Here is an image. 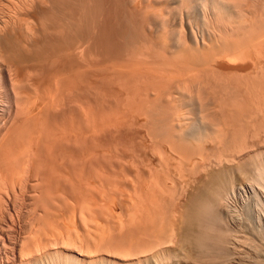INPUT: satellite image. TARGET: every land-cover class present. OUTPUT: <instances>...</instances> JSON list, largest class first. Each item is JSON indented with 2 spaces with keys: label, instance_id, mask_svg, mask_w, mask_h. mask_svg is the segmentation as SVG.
<instances>
[{
  "label": "bare ground",
  "instance_id": "bare-ground-1",
  "mask_svg": "<svg viewBox=\"0 0 264 264\" xmlns=\"http://www.w3.org/2000/svg\"><path fill=\"white\" fill-rule=\"evenodd\" d=\"M164 7L169 11L168 14L164 13L167 10L163 11L166 18L162 12V16L155 13V10ZM240 19L248 24L250 21L247 20L253 21L256 26H252L254 27L252 29H259L260 34L264 33V0H0V264H264V156H252L251 160H248L249 163L253 162V164H249V166H253L252 168H249L248 162L244 159L242 160L246 163L241 161V163L232 164L236 160V155L233 161L230 160L231 158L229 159L230 162L224 158V161L227 160L231 164L225 162L226 165L218 158L219 162L212 168H210L212 165L209 167L205 164L208 169L210 168L208 170L204 166L205 170L209 171H206L208 174L205 173V180L198 183L195 192L192 190L194 193L188 198L189 201L186 202L183 210L181 209L180 215L176 217L172 214V217L175 216L174 219H177L175 226L171 223L174 222V219L172 218L173 221L170 219V210H164L167 209L163 204L164 199L161 203L165 207L160 205L162 209H159V196L162 192L158 191L160 193H157L158 196L153 190L150 192L151 194L155 193L154 196L157 199L159 197V200H154L155 197L152 195L154 201H159L156 204L158 205L156 209L159 211L156 209L153 211L152 206L153 204L155 206V202L153 203L150 193H146L150 197L146 196L145 192L142 196L138 191L139 197H135L138 189H133L132 195L128 190L130 189L128 186L131 185H128L125 187L128 191L123 190L125 194L114 192L117 196L114 198L112 187L110 188L112 184H109L112 180L109 182V178L108 181L104 178H83L84 176L76 178L75 175L74 178L69 174V171L67 175V171L63 172L61 169L68 163L67 168L69 162L74 165L81 163L84 170L92 168L93 165L92 155L88 157L90 154L87 155L85 152L87 161L89 158L91 159L89 162H84L83 151L81 152L83 158L79 154L73 155L71 158L66 155L68 151L66 143L69 139L62 132L65 133L69 120L72 121L71 114L79 110L80 113L83 112L86 115L85 117L89 114L92 115L93 112L98 115L100 105L98 107L97 101L100 99L104 104L101 96H105L106 103L113 104L120 95L114 97L118 91L130 92L129 96L132 99L127 93V95L122 94L123 98L128 96L127 101L119 100L125 104L124 107L127 104L130 105L132 102L129 101L127 104L126 102L132 101L139 95H135V93L130 95L134 89L132 90L133 87L128 86H132L131 81L133 80L137 81V83L133 82L136 83L135 89L138 88L141 91L139 93L145 95L142 98L149 96L148 88H152L157 82L160 84H162L161 82L179 84L181 81L186 82L185 84L189 81H191L190 83L192 81L200 83L203 91L200 90V92L197 88L199 92L196 94L200 97L195 99L199 100L197 111L200 117L206 116L207 122L211 119L210 124H204L206 120L203 119L198 122L194 121L196 123L193 122L192 125L190 123L189 126L186 124V128H183L186 116L174 113L179 105L174 112L172 108L171 112L173 113L170 112L169 108L174 106V103H171L172 106L168 108L172 115H168L166 112L168 110H164L165 106L170 104L162 103L163 109L158 106L162 109H160L161 115L159 114L161 119L158 118L160 121L156 119L157 121L154 123V128L156 127L157 130L154 133L166 132L165 137L162 133L163 138L170 136L171 133L177 135L175 137L179 143L183 144L181 148L184 149L185 155L192 157L200 155L201 157L200 151L203 144L213 140L214 135L221 136L222 128H219V124L225 122L223 118L225 119L227 115H224L227 109L232 122L235 117L236 119L234 124L231 123L233 131L230 132L228 127V131L225 132H229L230 144H235L237 141L240 143V137L237 140L238 133H240L237 126L239 127L241 125L239 123L242 122L240 119L239 123L237 122L238 114H241L239 112L243 113L245 110V118L248 116L247 119H249L254 118L257 114L260 117L261 110L259 105L261 99L256 98L255 95L250 96L252 94L249 91L253 93V90L247 85V78L255 76V74L252 73L253 75H248L246 78L245 72L243 73L246 63H249L247 59H250L248 50L250 46L248 45H252V43L250 41L249 44L247 37L250 34L252 38V30L246 33L245 26H242V23L238 24ZM194 22L195 25L197 22L199 27H195ZM196 29L200 30L199 33ZM257 30H254L253 37ZM171 31L176 39L172 38L173 33L171 37L168 36ZM242 31H245L247 39L244 35L241 39ZM240 33L242 34L240 35ZM251 40L263 44L262 41L254 38ZM261 44L259 43V45ZM256 45L258 46L257 43L254 46L256 47ZM253 64L255 65V63ZM253 64L252 66L256 70L257 67L255 68ZM257 66L262 70L259 65ZM228 70L239 71L237 72L239 77L235 73L233 75L237 76H235L238 79L236 82L241 88L235 82V86L238 87L231 89L230 85L229 89L228 84L230 83L226 78L233 72L229 73ZM232 79L235 80V78ZM248 81L250 80L248 79ZM197 83L196 85L199 86ZM251 83L253 84V82ZM177 86L180 88V85ZM116 87L119 88L116 89ZM160 87L157 86L158 91ZM218 87H220L219 90ZM120 89L122 90L120 91ZM243 89L250 95H243ZM215 90L222 95H219L220 99L216 97ZM258 90L260 91V88ZM175 91L172 89V93L167 92L166 94L170 97L173 92L175 94L183 93L178 88ZM210 91L215 96L214 94L210 95ZM90 92L96 95V99L97 97L99 99L92 101V98L87 95ZM134 95L136 97H133ZM137 98L139 99V96ZM137 98L136 103L139 102L142 105L143 100L141 99V102ZM176 99L171 100L170 98L169 102L176 103ZM177 100L181 101L182 97ZM180 101H178L179 104H182L183 100ZM143 106L144 108L148 107L144 104ZM116 107H120L119 103L118 106L115 105ZM128 107L125 109H129ZM133 107L129 109V112H132ZM242 108L245 109L242 110ZM136 109L134 108V112L138 113L140 117L142 114L140 112H143L144 109L141 111L139 106ZM237 109L239 112L235 116ZM126 110H124L125 113ZM152 111V108L151 111L148 110L147 116ZM112 112L115 111L112 110ZM145 112L144 114H146ZM185 112L187 111L185 110ZM152 113L154 114V112ZM144 114L142 117L145 116ZM208 115L210 116L208 117ZM217 115L222 117V122L216 121L220 120V118H216ZM93 116H90V120L94 119L91 123L94 125L95 122L98 125L100 118L96 117L98 118L96 120ZM116 116L114 115V117ZM211 117L214 118V121ZM174 120L175 123L179 121L180 127L183 128L178 131V134L175 132L179 127L174 124ZM176 120L178 121L176 122ZM260 120L263 121V119ZM235 122L239 125L235 126ZM243 122L242 125L245 124ZM84 123L80 128L82 130L84 128L86 133L92 131L96 126H92L90 121ZM102 123L100 122L101 125ZM105 123L103 126L107 125V122ZM114 123L116 124V122ZM146 124L148 127V122ZM250 124L247 126L249 127ZM256 124L254 125L257 127ZM208 125L210 126L208 127ZM72 126L74 125L72 124ZM112 126L115 127V125ZM176 126L177 128H175ZM241 128L243 127L241 126ZM247 128L242 130L245 132ZM81 129H76L81 131H77L79 135L84 132ZM59 130L62 133V138L65 137L64 139L60 137L61 135L56 136L60 133ZM86 133H84V138H86ZM242 134L245 135V133ZM69 143L71 142L69 141ZM78 143L81 142L78 140L75 144ZM83 145L84 142L80 145L81 148ZM77 146L79 149V145ZM91 146L93 147V145ZM239 148L241 149V145L237 147L238 151ZM243 149H245L244 145L240 151H244ZM58 150L61 151V155L57 154ZM234 152L235 149L232 155ZM54 154H57L59 159L62 156L68 158L60 164L59 170H57V166L55 169L53 165L52 157L56 156ZM257 154L261 153L256 152L255 155ZM107 161H109L108 158ZM113 168L114 166L111 169ZM57 171L63 173L60 174ZM115 182L113 186H115ZM119 183L117 184L119 185ZM135 183L133 184L136 185ZM116 188L114 189L116 190ZM107 189L110 191H106ZM145 189L150 188L148 186ZM106 192L114 196L109 197V194H105ZM127 192H130L131 195ZM163 193L165 192L163 191ZM124 219L125 221H123ZM142 224H144L143 227ZM146 226L155 227L158 233L155 231L150 235V232L147 231L149 228ZM140 227L141 232L146 228V231L141 233L146 237L142 238L144 241L138 240L141 236H139V232L137 233L140 231ZM128 228L129 230L126 231ZM150 229L154 231V228ZM132 234L136 237H134L136 241L131 238ZM153 235H156L158 240L155 238L153 240ZM137 241L140 243L137 244ZM240 254L244 257H237Z\"/></svg>",
  "mask_w": 264,
  "mask_h": 264
},
{
  "label": "rangeland",
  "instance_id": "rangeland-1",
  "mask_svg": "<svg viewBox=\"0 0 264 264\" xmlns=\"http://www.w3.org/2000/svg\"><path fill=\"white\" fill-rule=\"evenodd\" d=\"M166 7V6H165ZM164 7V8H165ZM164 8H158L157 10H155V13L156 14H160V15H158V16H164L165 18H166V16L163 14V11L164 10H167L166 8L164 9ZM160 9H162V10H160ZM169 9H171V8H169ZM160 10V11H159ZM159 11V12H158ZM161 12H162V15H161ZM167 12V13H166ZM164 11V13L165 14H168V10L167 11ZM239 19V18H238ZM247 20V19H246ZM236 22L238 21L237 19L235 20ZM248 22L250 21V23L252 24H248L246 21H244V20H239V22H238V24H241L242 26H245V29H246V33H248L250 30H252V38H254V39H256V40H258V37H259V35H260V37H259V40L258 41H262L263 42V44H261V42H257L256 41V43L258 44V46L256 45V47L254 46L256 43H255V41H253V40H251L252 38H251V35L249 36L248 34V37L245 35V31L243 32V34L242 33H240V35L242 34V37H241V39H243V35H244V37L246 38H249V39H247L248 41H249V44H250V41H251V43H252V45H248V46H250V48H248V50H249V55H250V59L248 60L247 59V61H249V63H246L247 65H245L246 67H245V69H244V71H243V73H244V75H246L245 77L247 78L248 77V75L250 76V75H253V74H255V76L253 75V76H250L249 78H247V82L249 83H247V85L248 86H250L251 87V89L253 90V93H252V91H249L250 92V94H252V95H250V96H254L255 95V97L256 98H259V99H261L260 100V117H258L259 115L257 114L256 116L258 117V119L256 120V118L254 117V118H249V119H247L248 118V116H247V118H245V114H246V112H245V108H242V110H244L243 111V113L242 112H239L238 110L239 109H237V112H236V114H235V116L237 115V113L239 112V113H241V114H238L239 115V117H238V123H239V119H240V122L242 121H244L243 123H247L246 125L245 124H243L242 125V122L241 123H239V124H241L239 127L237 126V130L241 133H245V135L244 134H242L241 133V136L239 135L240 133H238V137H237V140H238V138L240 137V143H238V141L237 142H235V144L233 143V144H230V141H229V138H230V136H229V132L227 133V132H225V131H228V130H230V132H232L233 130V127H232V124L231 123H233L234 121H235V119H236V117H235V119H234V121L232 122V119H231V117H230V114L228 113L229 111H228V109H227V113L225 112V114L224 115H226L225 116V119L223 118V120L225 121V122H222L223 120H222V117L221 116H219L218 117V115H217V117L216 118H220V120H216V118H215V120L216 121H219V122H222V123H220L219 124V128L221 127L222 128V134H223V136H222V134H221V136L220 137H218V136H216V135H214L213 136V140H210V141H207V142H205L204 144H203V146L201 147V151H200V154H201V157H200V155H194L193 157L191 156V155H185L184 154V149H182L181 147H182V145L183 144H181V143H179L178 142V140H177V137H175V136H177V135H173L172 133L171 134H169L168 132H167V134H169L170 136H166V138H163L161 135H162V133H164V132H156V133H154L155 131H157L156 130V127L154 128V123L157 121V120H159V119H161V116L159 117V114L161 113V111H160V109L162 108V106H163V104L162 103H167V104H170L168 107L167 106H165V108L166 109H164L165 111L166 110H168V108L170 107V106H172V104L174 103V106H172V107H170L169 109H170V112L172 111V108H173V112H174V110L176 109V107H178V105H179V107H178V109L179 108H181V107H183V108H181L182 110H186L187 112H185V110L184 111H182L181 109V111L179 110L178 111V109H176V111L174 112L175 114H176V112L178 113V114H181L183 117H185L186 119H185V125L183 126V128H186V124H187V126H189L190 125V123H191V125H192V123L194 122V121H196V122H198V121H201V120H203V119H205V117L206 116H204V118H202V117H200V115H198V111H197V106H199V104H198V101L199 100H195V99H197V94H196V92H199L200 90H201V85H200V83H199V86L198 85H196V83H197V81H192V83H190L191 81H189V82H187V84H185L186 82H184L183 83V81H181V83H172V82H167V83H169V85H167V83L165 82H161L162 84H160V83H158L157 82V84H155V85H153L152 86V88L150 87V89L148 88V91H149V96L148 97H146V98H144L145 97V95H142V94H140L141 93V91H139L138 90V88L137 89H135V85H136V83H137V81H131L132 82V86L131 85H129L128 87H133V88H131L132 90V92H131V96L135 93V95H138L139 96V99H140V101H141V99L143 100V103H141L142 105H140L139 104V102L138 103H136L137 102V100H136V98L138 97H136L135 95L133 96V97H136V98H134L135 99V101H131V100H128V102H126V104L127 103H129V101L130 102H132L131 104H133V105H137V106H135V107H133L131 104V107H130V105L129 104H127V106H125V107H128L129 109L131 108L132 109V107H133V110H132V112H129V109H125V107H124V105L125 104H123V102H125V101H127V99H128V96H129V93L130 92H125L124 93V91H123V93H122V89H120V91L121 92H119L118 90H116V91H118V92H116L117 93V95H116V93H115V95H114V97L116 98L117 96H118V94H120L119 96H118V99L116 98L115 100H117L118 101V103H119V105H120V107L118 108V107H116L115 108V105H117L118 106V103H115V102H117V101H115L114 103H115V105H114V103L112 104H110V103H106L107 101L105 100L106 98H105V96L103 95V97L101 96V99L103 98V101H104V104L103 103H101V101H100V99L97 97V99H96V95L94 94V93H88L87 95H89L92 99V101H95L94 99H96V101H97V104H98V107H99V105H100V107H99V110H98V115L96 114V112L94 113H92V115L91 114H89V116L87 115V117H85L86 115L83 113V112H81L80 113V111L79 110H77V111H74L73 113H74V115H73V113L71 114V119H72V121H70L69 120V123H68V126L70 125V123H72L74 126H72V124L67 128L66 127V131H65V133L64 132H62L64 135H65V137L66 138H68L69 139V141L71 142V143H69V141L66 143V145H68V146H66V149L68 150L67 151V153H66V155H68L70 158H71V156H73V155H80L81 157H82V155H84L85 153L88 155V154H90V155H88V157H90L91 155H92V157L91 158H93V159H91V158H89V159H91V162H92V168H89V169H87V170H84L83 168H82V164L81 163H79V164H77V165H74V164H72V163H70L69 162V166L68 167H70V168H66V166H67V161H66V163L67 164H65L66 166H64V168H63V166H62V168L61 169H63V172H65L64 170H66L67 171V175H68V171L70 172L69 174H71V176H73L74 177V175L76 176V178H82L83 176V178H91V177H93V178H104V180H106V181H108L109 179V184L111 185L110 186V188L112 189V194H114V192L115 193H117V194H120V193H123V194H125V187H127L128 185H131V186H128L130 189H128V190H130V192L132 193V195H133V191L134 190H136V188L138 189V190H136L135 192V194H136V196L135 197H139V194H138V191H139V193H141V195L143 196L144 195V193L143 192H145V194L146 193H150L152 190L157 194H160L161 192L163 193V191L165 192V193H163V195H162V193L160 194V203H158L159 201H154V200H156L157 198H156V196H158V194L156 195V196H154V194H151V199L153 198V197H155V199L153 200L152 199V201H153V203L155 202V206H154V204H153V206H152V208H153V211H154V209H156V206L158 207V205H159V209L162 207V206H160V205H166V208L167 209H164V210H170L169 211V214L171 213V220L173 221V219L174 218H176L177 216H179L180 215V212L183 210L182 208L184 207V205H186V202H188L189 201V199L188 198H190V196L195 192V190H196V188H197V185H199L200 183L199 182H203V180H205V178H206V174H208V170H210V168H212L213 166H215V164L216 163H218L219 161H221L222 160V162L223 163H227V164H231V163H228V161L226 160V161H224L226 158L229 160L230 158V160H232L233 161V159H234V156H235V158H236V160H234V162H232V164L233 163H241V161H242V163L244 162V160L245 161H247L248 162V166H249V164H253V162L251 161L250 163H249V161L251 160L250 158H252V156L254 157V156H258V155H261V157L262 156H264L263 155V153H264V148H262V147H264V104H263V101H264V33H262V34H260L261 32H259L257 29H252V28H254V27H252V26H256L255 25V23L253 22V21H251V20H247ZM246 22V23H245ZM254 24H253V23ZM196 24L197 25H195V22H194V26L196 27V26H198L199 27V24L196 22ZM248 27V28H247ZM250 28V29H249ZM200 29V28H199ZM244 29V30H245ZM248 29V30H247ZM185 31H186V27H185V29H184ZM254 30L256 31L257 30V33L255 32L254 33V37H253V32H254ZM260 30H262L261 28H260ZM263 30H264V28H263ZM196 31H197V29H196ZM198 31H200V30H198ZM197 31V33H199ZM170 32V31H169ZM172 33H173V31H171V33H168V36L169 37H171L172 36ZM251 33V32H250ZM258 36V37H257ZM262 36V37H261ZM175 37V35H174V33H173V39H176V37ZM237 38V37H236ZM244 38V39H245ZM260 38H261V40H260ZM263 38V39H262ZM248 41H247V44H248ZM254 43H253V42ZM259 43L261 44V45H259ZM246 44V45H247ZM254 44V45H253ZM260 46V47H259ZM253 49H252V48ZM258 47V49L259 48H261V49H256ZM255 49V51L257 52H253V50ZM261 50V51H260ZM251 51V52H250ZM253 52V53H252ZM261 52V53H260ZM256 56H255V55ZM256 57V58H255ZM258 57H260V58H258ZM252 59V60H251ZM255 60H257V61H255ZM253 61V63H255V65L253 64V63H251ZM259 61V62H258ZM257 63V64H256ZM251 64V65H250ZM252 64L254 65V67L256 68V70L258 69V66L257 65H259L260 66V68H262V70L261 69H258V70H260V71H256V70H254V68H253V66H252ZM250 68H249V67ZM248 67V68H247ZM247 69V70H246ZM249 69V70H248ZM252 69H253V71H252ZM247 71V72H246ZM250 72V74H249V72ZM256 71V72H255ZM228 72L230 73V72H233L232 74H231V77L232 78H235V80L234 79H232L231 77H229V75L230 74H228V77L226 78V79H228V83H230V84H228V87L231 85L232 87H231V89H233L234 87H236L237 85H239L237 82H238V79H236V77L233 75L234 73L235 74H237L238 75V73L237 72H239V71H234V70H228ZM259 72H261V73H259ZM242 73V72H241ZM253 73V74H252ZM258 73L260 74V76L258 75ZM234 77H233V76ZM262 75V76H261ZM257 76H259V77H257ZM238 77H239V75H238ZM253 77V78H252ZM263 77V78H262ZM251 78V79H250ZM255 78V79H254ZM258 78V79H257ZM248 79L250 80V81H248ZM253 80H255V81H253ZM260 80V82L261 81H263V82H261V84H260V82H258ZM237 81V82H236ZM131 82H130V84H131ZM133 82H136L135 84L133 83ZM232 82L234 83L233 85H232ZM235 82H236V86H235ZM251 82H253V84L255 85V87H253L254 85L251 83ZM255 82V83H254ZM172 83V84H171ZM197 83V84H198ZM222 86H223V84L222 83H220ZM261 86H260V85ZM162 86V87H160L159 88V91H158V88H157V86ZM165 85V86H164ZM177 85H180V88H179V86H177ZM217 86L219 85V84H216ZM221 85H219L220 87H221ZM186 86V87H185ZM196 86V87H195ZM203 86V85H202ZM240 86V85H239ZM258 86V88H256ZM173 87V88H172ZM174 87H175V89H174ZM178 88V90L180 91V92H182L183 91V93H181V94H178V92L175 94L174 92H176L175 90H177V88ZM191 87V88H190ZM214 88H217V87H215V86H213ZM220 87H218V90L220 89ZM238 87V86H237ZM243 88H244V86H242ZM117 88H119V87H116V89ZM174 90V92H173V94H170V97L169 96H167V92L169 93V92H171L172 91V89ZM183 89V90H180V89ZM195 88V89H194ZM197 88H199V91H197L198 89ZM203 88H204V86H203ZM210 88V87H209ZM213 88V89H214ZM240 88H241V86H240ZM260 88V91H261V93H260V91L258 90L257 91V89H259ZM155 89V90H154ZM157 89V90H156ZM164 89V90H163ZM193 89V90H192ZM229 89H230V87H229ZM254 89H256L255 91H254ZM162 90V91H161ZM191 91V92H190ZM201 91H203V89L201 90ZM200 91V92H201ZM257 91V92H256ZM138 92V93H137ZM140 92V93H139ZM152 92V93H151ZM154 92V93H153ZM160 93L159 95L157 94L156 95V93ZM163 92V93H162ZM179 92V93H180ZM188 92V93H187ZM211 92V91H210ZM215 92H216V90H215ZM244 92V94L243 95H245V96H247L248 95V93L249 92H245L244 91V89L242 90V93ZM127 93H128V96H125V98H123L122 96V94H124V95H127ZM133 93V94H132ZM137 93V94H136ZM150 93H151V95H150ZM172 93V92H171ZM212 93V94H211ZM210 93V95H213L214 93L213 92H211ZM217 93H219V94H217ZM247 93V94H246ZM260 93V94H259ZM93 96H92V95ZM163 94V95H162ZM184 94V95H183ZM217 96L216 97H218L219 98V95L220 96H222L221 94H220V92H216L215 93ZM215 94H214V96H215ZM156 95V96H155ZM173 95V97H171ZM175 95H176V97H175ZM200 95V94H199ZM242 95V94H241ZM248 95V96H249ZM261 95V96H260ZM142 96H144L143 98H142ZM150 96H151V98H150ZM188 96V97H187ZM194 96V97H193ZM208 96V95H207ZM263 96V97H262ZM127 97V98H126ZM141 97V98H140ZM161 97V98H160ZM164 97V98H163ZM171 98V100L172 99H181V97H182V100H183V102H182V100L180 101V100H177L176 99V101L178 102V101H180V102H182V104L180 103L179 104V102L177 103H175V102H172L171 100V102H169V99ZM178 97H180V98H178ZM187 97V98H186ZM261 97V98H260ZM121 98V99H120ZM129 98L130 99H132V97H130L129 96ZM149 98V99H148ZM156 98V99H155ZM166 98V99H165ZM200 97H198V99H199ZM221 98V97H220ZM219 98V99H220ZM252 98H254V97H252ZM138 99V98H137ZM139 99H138V101H139ZM146 100V102H145V100ZM152 99V100H151ZM165 99V100H164ZM119 100H121V101H123L122 103H121V101L119 102ZM148 100H150L149 102H148ZM156 101V102H155ZM163 101V102H162ZM175 101V100H174ZM186 101V102H185ZM157 102H159L158 103V105H157ZM188 102V103H187ZM227 102H228V100H227ZM135 103V104H134ZM149 103V104H148ZM172 103V104H171ZM197 105H196V104ZM106 104V105H105ZM123 105V107H124V109H122L123 107H122V105ZM143 104L146 106H150L149 107V109H147L148 107H146V108H144V106H143ZM162 104V105H161ZM185 104V105H184ZM193 104V105H192ZM104 107H103V106ZM177 105V106H176ZM181 105V106H180ZM184 105V106H183ZM188 105H189V107H188ZM191 105V106H190ZM255 105V104H254ZM112 106V107H111ZM138 106H139V108L141 109V111H143V109H144V111L143 112H140V113H142L141 114V116L139 117V115H138V113H135L134 112V108H135V110H137L136 109V107L138 108ZM142 108H141V107ZM158 106H161V108L159 107L158 108ZM185 106H187L186 108H184ZM263 106V107H262ZM109 107H111V108H109ZM122 107V108H121ZM157 107V108H156ZM175 107V108H174ZM238 107V106H237ZM236 107V108H237ZM243 107V106H242ZM256 107H258V106H256ZM104 108V109H103ZM109 108V109H108ZM113 108V109H112ZM151 108H152V112H154V114L152 113V112H149L150 113V115L149 116H147V113H148V110L149 111H151ZM187 108H189V109H187ZM235 108V109H236ZM139 109V110H140ZM146 109V110H145ZM155 109H157V110H155ZM158 109H159V111H158ZM163 109V108H162ZM161 109V110H162ZM102 110V111H101ZM105 110H106V112H105ZM112 110L113 111H115V112H112ZM118 112H117V111ZM122 110V111H121ZM124 110H126L127 112L125 113V111ZM189 110H190V112H189ZM241 110V109H240ZM241 110V111H242ZM99 111H100V113H99ZM131 111V110H130ZM146 111V112H145ZM155 111H156V113H155ZM262 111V112H261ZM105 112V113H104ZM133 112H134V114H133ZM136 112H138V111H136ZM144 112L146 113V114H144ZM159 112V113H158ZM166 112H168V115H172V114H170V112H169V110L168 111H166ZM173 112H171V113H173ZM179 112H181V113H179ZM183 112V113H182ZM234 112H235V110H234ZM108 113H110V115H108ZM125 113V114H124ZM196 115H195V114ZM77 114V115H76ZM100 114V115H99ZM145 115V116H143L142 117V115ZM185 116H184V115ZM199 114H201L200 112H199ZM76 115V116H75ZM79 115V116H78ZM83 115V116H82ZM94 115V116H93ZM95 115H97V116H95ZM101 115H103V116H105V117H103V116H101ZM112 115H113V117H112ZM114 115L116 116V117H114ZM128 115H130L129 117H128ZM157 117H156V116ZM161 115V114H160ZM194 115V116H193ZM223 115V116H224ZM93 116V117H98V118H100L98 121V123L100 124V122H103L104 124H106L105 122H107V125H104L103 126V123H102V125L100 124H98V125H96L97 123H95L94 122V125H96V126H98V127H96L95 126V128H93L92 129V131L90 130V131H88L89 132V134H88V132L86 133L85 131H84V128H83V130L81 129L82 128V123H86V121H90V124H92V126H94L93 125V123H91L94 119L92 118V120H90L91 119V117ZM101 116V117H100ZM109 116H111V117H109ZM124 116H126V117H124ZM138 116V117H137ZM192 116V117H191ZM197 116V117H196ZM210 115H208V117H209ZM262 116V117H261ZM80 117H82V118H80ZM108 117V118H107ZM150 117V118H149ZM155 117V118H154ZM200 117V118H199ZM208 117H207V119H208ZM243 117H244V119H243ZM86 118V119H85ZM98 118H96V120L98 119ZM101 118H102V121H101ZM119 118H120V120H119ZM123 118V119H122ZM140 118V119H139ZM144 118H146V119H144ZM159 118V119H158ZM177 118V117H176ZM196 118V119H195ZM202 118V119H201ZM211 118H213V117H211ZM230 118V119H229ZM234 118V117H233ZM76 119V120H75ZM80 119V120H79ZM83 119V120H82ZM116 119V120H115ZM151 121H149V120ZM157 119V120H156ZM193 119V120H192ZM243 119V120H242ZM260 119H263V121L262 120H260ZM74 120V121H73ZM79 120V121H78ZM109 120V121H108ZM115 120V121H114ZM130 120V121H129ZM135 121L134 123H133V121ZM180 120V119H179ZM206 120V119H205ZM209 120V119H208ZM229 120V121H228ZM249 122H247V121ZM255 120H256V122H255ZM77 123H76V122ZM112 121V123H114V122H116V124L114 123V124H112V123H110ZM118 121H119V123H118ZM128 121V122H127ZM137 121H138V123H137ZM144 121H146V122H148V127H147V124H146V122H144ZM160 121V120H159ZM178 120H176V122H177ZM211 121V119L209 120V122ZM212 121H214V118H213V120ZM246 121V122H245ZM259 121H260V123H259ZM109 122V123H108ZM132 122V123H131ZM196 122H194V124L196 123ZM209 122H207V120L206 121H204V124H206V123H209ZM228 122H230V123H228ZM237 122H235L236 124H235V126L236 125H239V124H237ZM80 123V124H79ZM84 123V124H85ZM131 123V124H130ZM144 123V124H143ZM225 123H227V124H225ZM256 124L257 125V127L253 124V126H251V124ZM81 125V126H79V125ZM89 123L87 122V125H88ZM110 124H112V125H115V127L114 126H110ZM125 124V125H124ZM139 124V125H138ZM150 124V125H149ZM174 124L175 125H177L178 127H179V129H176V132L175 133H177L178 134V131H180V129L182 130L183 128L182 127H180V125H179V121L177 122V123H175V120H174ZM210 124V123H209ZM221 124H223V125H221ZM231 124V125H230ZM234 124V123H233ZM248 124H250L249 125V127L247 126ZM119 125H121V126H123L122 128H121V126H119ZM144 125V126H143ZM246 127H245V126ZM129 126V127H128ZM177 126L175 127V128H177ZM210 125H208V127H209ZM241 126L243 127V128H241ZM78 127V128H77ZM81 127V128H80ZM90 127V126H89ZM100 127V128H99ZM108 127V128H107ZM116 127H117V130H116ZM136 127H138V128H136ZM140 127V128H139ZM143 127V128H142ZM153 127V128H152ZM224 127H226V128H224ZM228 127L230 128V129H228ZM232 127V128H231ZM248 127V128H247ZM107 128V129H106ZM236 128V127H235ZM245 128H247V131H243L242 129H244L245 130ZM254 128V129H253ZM257 128V129H256ZM70 129H71V131H70ZM73 129V130H72ZM76 129H81L82 131H84V132H82L81 133V135L82 134H84V133H86V138L88 139V137H89V139L88 140H85L86 138H84L85 137V134L81 137V135H79V133H77V131H80V130H76ZM98 129V130H97ZM129 129V130H128ZM146 129H148V130H146ZM152 129V130H151ZM165 129V128H164ZM228 129V130H227ZM240 129V130H239ZM254 130V132H253V130ZM258 129H260V130H258ZM75 130V131H74ZM108 130V131H107ZM110 130V131H109ZM154 130V131H153ZM208 130H210V129H208ZM223 130H224V132H223ZM258 130V131H257ZM60 131V130H59ZM94 131H96V132H94ZM99 131H101V132H99ZM103 131V132H102ZM105 131V132H104ZM114 131V132H113ZM237 131V132H238ZM255 131H257V132H255ZM260 131V132H259ZM69 132V133H68ZM71 132H74V133H71ZM76 132V133H75ZM81 132V131H80ZM92 132V133H91ZM148 132V133H147ZM152 132V133H151ZM247 132V133H246ZM250 132V133H249ZM58 133V132H57ZM62 133H61V131H60V133H58L56 136H60L61 138H62ZM95 133V134H94ZM97 133V134H96ZM99 133V134H98ZM117 133V134H116ZM161 133V134H160ZM166 133V132H165ZM164 133V137H165V134ZM226 133V134H225ZM255 133V134H254ZM257 133V134H256ZM263 133V134H262ZM88 134V135H87ZM101 134V135H100ZM131 134V135H130ZM157 134V135H156ZM160 135V137H159V135ZM228 134V135H227ZM68 135V136H67ZM78 135H79V137H78ZM114 135H115V137H114ZM151 135H152V137H151ZM248 135H249V137H248ZM253 135H254V139H253ZM88 136V137H87ZM104 136V137H103ZM129 136V137H128ZM142 136V137H141ZM158 136V137H157ZM226 136V137H225ZM257 136V137H256ZM64 136H63V138L62 139H64L65 138ZM70 137H71V139H70ZM76 139H78L79 140V142H81V143H78V144H75L78 140H76ZM95 137V138H94ZM97 137H99V138H97ZM106 137V138H105ZM151 137V138H150ZM228 137V138H227ZM58 138V137H57ZM94 138V139H93ZM110 138V139H109ZM128 138V139H127ZM141 138V139H140ZM149 138V139H148ZM156 138V139H155ZM246 138H247V140H246ZM262 138V139H261ZM60 139V138H59ZM74 139V140H73ZM138 139H139V141H138ZM223 141H222V140ZM245 139V140H244ZM249 139H251V140H249ZM258 139H259V141H258ZM82 140V141H81ZM84 140V141H83ZM243 142H242V141ZM61 141V140H60ZM87 141H89L88 143H87ZM93 143H91V142ZM117 141V142H116ZM135 141V142H134ZM152 141V142H151ZM161 141V142H160ZM177 141V142H176ZM213 141H215V142H213ZM245 141V142H244ZM246 141H247V144H246ZM258 141V142H257ZM83 142H84V145H83V148H81V146L80 145H82L83 144ZM104 142V143H103ZM138 142V143H137ZM156 142V143H155ZM223 142V143H222ZM242 142V143H241ZM253 142V143H252ZM69 143V144H68ZM88 145H87V144ZM110 143V144H109ZM114 143V144H113ZM118 143H120V144H118ZM167 143V144H166ZM177 143V145H175ZM221 143V144H220ZM229 143V144H228ZM238 143V144H237ZM244 143V144H243ZM70 144H72L71 146H70ZM74 144H75V147H74ZM86 144V145H85ZM105 144H107V145H105ZM128 144V145H127ZM147 144V145H146ZM170 144V145H169ZM207 144V145H206ZM216 144V145H215ZM245 144H246V146H245ZM77 145H79V149H78V146ZM91 145H93V147L91 146ZM102 145V147H100ZM114 145H116V146H114ZM133 145V146H132ZM146 145V146H145ZM159 145V146H158ZM211 145H212V147H211ZM238 145V146H237ZM240 145H241V149L239 148V151L237 150V147H240ZM242 145H244V148L245 149H243L244 151H240V150H242ZM250 145V146H249ZM253 145V146H252ZM254 145H256V146H254ZM77 146V147H76ZM85 146V147H84ZM96 146V147H95ZM111 146V147H110ZM118 146H120V147H118ZM130 146V147H129ZM143 146V147H142ZM153 146V147H152ZM180 146V147H179ZM210 146V147H209ZM226 146V147H225ZM230 146V147H229ZM252 146V147H251ZM96 149H95V148ZM117 147V148H116ZM125 147V148H124ZM155 147V148H154ZM162 147V148H161ZM171 147H173V148H171ZM229 147V148H228ZM235 147V148H234ZM251 147V148H250ZM103 148V149H102ZM108 148V149H107ZM111 148V149H110ZM127 148V149H126ZM142 148V149H141ZM144 148V149H143ZM150 148V149H149ZM181 148V149H180ZM211 148V149H210ZM219 148V149H218ZM231 148H233V149H231ZM246 148H247V150H246ZM62 149H64V148H62ZM74 149V150H73ZM86 149V150H85ZM91 149V150H90ZM95 149V150H94ZM129 149V150H128ZM138 149V150H137ZM148 149V150H147ZM159 149H160V151H159ZM162 149V150H161ZM177 149V150H176ZM180 149V150H179ZM234 149H235V152H234V154L232 155V153H233V151H234ZM61 150V149H60ZM60 150H58V152L59 153H57L56 151V153L59 155L60 153H61V151ZM85 150V151H84ZM142 150V151H141ZM181 150H183V151H181ZM204 150V151H203ZM222 150V151H221ZM224 150V151H223ZM231 150H232V152H231ZM236 150H237V152H236ZM76 151V152H75ZM78 151H79V153H78ZM83 151V153H82V155H81V152ZM112 151V152H111ZM130 153H129V152ZM167 151V152H166ZM217 151V152H216ZM263 151V152H262ZM85 152V153H84ZM104 152V153H103ZM126 154H125V153ZM209 152V153H208ZM240 152V153H239ZM242 152V153H241ZM244 152V153H243ZM256 152L257 153H261V154H257V155H255L256 154ZM93 153H95L94 155H93ZM107 153H109V154H107ZM112 153H114V154H112ZM134 153V154H133ZM135 153H136V155H135ZM138 153H140V154H138ZM218 153V154H217ZM220 153V154H219ZM223 153V154H222ZM235 153H237V154H235ZM248 153V154H247ZM255 153V154H254ZM57 154H54V155H56L55 157H52V160H53V165L55 166V169H56V166H57V170H59L60 169V164H62V163H64L65 161V159H68V158H63V156L61 157V159H59V156L57 155ZM116 154V155H115ZM164 154V155H163ZM202 154H204V155H202ZM240 154V155H239ZM61 155V154H60ZM97 155H98V157H97ZM178 155V156H177ZM230 155V156H229ZM251 155V156H250ZM85 156L86 155H84L82 158H83V160H84V162L85 161H87V156H86V159H85ZM93 156H96V157H93ZM111 158H110V157ZM121 158H120V157ZM143 156V157H142ZM177 156V157H176ZM190 156H191V158H190ZM220 156H221V158H220ZM225 156V157H224ZM245 156V157H244ZM249 158H248V157ZM132 157V158H131ZM174 157V158H173ZM180 157V158H179ZM187 157H189V158H187ZM205 158V160H202V159H204ZM223 157V158H222ZM99 158V159H98ZM102 158H104V159H102ZM107 158L109 159V161H107ZM151 158V159H150ZM178 158V159H177ZM200 160H199V159ZM217 158H218V160H217ZM225 158V159H224ZM247 158V159H246ZM89 159H88V161L87 162H89ZM96 159H97V161H96ZM121 159V160H120ZM123 159H125V160H123ZM146 159V160H145ZM149 159V160H148ZM181 159V160H180ZM211 159V160H210ZM242 159H244V160H242ZM57 160H59V161H57ZM61 160V161H60ZM207 160V161H206ZM230 160H229V162H230ZM240 162H239V161ZM249 160V161H248ZM63 161V162H62ZM98 161H101V162H98ZM126 161V162H125ZM131 161V162H130ZM134 161V162H133ZM139 161V162H138ZM158 161V162H157ZM217 161V162H216ZM61 162V163H60ZM108 162V163H107ZM114 162H115V164H114ZM122 162V163H121ZM123 163H124V165H123ZM131 163V164H130ZM138 163V164H137ZM193 163V164H192ZM225 163V164H226ZM244 163H246V162H244ZM57 164V165H56ZM71 164H72V166H71ZM99 164V165H98ZM109 164V165H108ZM114 166V168L113 169H111L112 168V166ZM134 164V166H132ZM172 164V165H171ZM205 164H206V166H209L210 168L208 169V167H206L205 166ZM226 164V165H227ZM64 165V164H63ZM116 165V166H115ZM123 165V166H122ZM132 167H131V166ZM195 165V166H194ZM76 166V167H75ZM100 166H102V167H100ZM105 166V167H104ZM139 166V167H138ZM153 166V167H152ZM175 168H174V167ZM208 169V170H205V167ZM80 167V168H79ZM109 167V168H108ZM172 167V168H171ZM253 166H249V168H252ZM77 168V169H76ZM82 168V169H81ZM105 168H107V169H105ZM139 168V169H138ZM144 168V169H143ZM193 168V169H192ZM202 168V169H201ZM92 169V170H91ZM120 169V170H119ZM147 169V170H146ZM157 169V170H156ZM190 169H192V170H190ZM79 170V171H78ZM82 170V171H81ZM106 170H107V172H106ZM110 170H111V172H110ZM116 172H115V171ZM132 170V171H131ZM135 170V171H134ZM177 170V171H176ZM204 170V171H203ZM73 171V172H72ZM81 171V172H80ZM128 171V172H127ZM156 171V172H155ZM206 171H208V172H206ZM57 172H59V171H57ZM63 172H61V173H63ZM72 172V173H71ZM80 172V173H79ZM82 172H83V174H82ZM110 172V173H109ZM127 172V173H126ZM136 172V173H135ZM139 172V173H138ZM143 172V173H142ZM145 172V173H144ZM168 172V173H167ZM183 172V173H182ZM60 173V172H59ZM60 173V174H61ZM73 173H75V174H73ZM92 173V174H91ZM104 173H106V174H104ZM141 173V174H140ZM151 173V174H150ZM161 173H163V174H161ZM206 173V174H205ZM94 174V175H93ZM104 176H103V175ZM110 174V175H109ZM115 174H117V175H115ZM148 174V175H147ZM170 174V175H169ZM79 175V176H78ZM78 176V177H77ZM109 176V177H108ZM113 176V177H112ZM194 176V177H193ZM120 177V178H119ZM129 177V178H128ZM160 177V178H159ZM75 178V177H74ZM106 178V179H105ZM109 178V179H108ZM112 178V179H111ZM118 178V179H117ZM126 180H125V179ZM133 178V179H132ZM135 178V179H134ZM147 179V180H149V181H147V180H145V179ZM159 178V179H158ZM204 178V179H203ZM124 179V180H123ZM130 179V180H129ZM152 179V180H151ZM196 179V180H195ZM113 180H115V181H113ZM135 180V181H134ZM141 180V181H140ZM158 180H159V183H158ZM125 181H127V182H125ZM134 181V182H133ZM136 181H138V182H136ZM145 181H147V182H145ZM153 181V182H152ZM163 181V182H162ZM113 182V183H112ZM114 182H115V186L117 187H115V186H113V184H114ZM118 182H120L119 183V185L117 184ZM125 182V183H124ZM136 182V183H135ZM143 182H144V184H143ZM154 182H156V183H154ZM161 182V183H160ZM197 182V183H196ZM133 183H135L136 185H134ZM199 183V184H198ZM123 184V185H122ZM137 184H139L140 185V190H139V185L137 186ZM159 186H158V185ZM121 185H122V188H120L121 187ZM146 187H145V186ZM169 185V186H168ZM124 186V187H123ZM142 186V187H141ZM149 186V188L150 189H145V188H147ZM151 186V187H150ZM154 186V187H153ZM164 186V187H163ZM193 186H195V187H193ZM116 188V190L114 189V188ZM143 187H145L144 189H143ZM158 187V188H157ZM124 188V189H123ZM195 188V189H194ZM121 189H122V191H121ZM134 189V190H133ZM157 189V190H156ZM110 191V189H107L106 191ZM128 190H126V191H128ZM132 190V191H131ZM143 190V191H142ZM148 190V191H147ZM187 190V191H186ZM194 192H193V191ZM116 191H120L119 193L118 192H116ZM147 191V192H146ZM160 193H159V192ZM130 192H127V193H130ZM169 192V193H168ZM131 193H130V195H131ZM106 195L107 194H109V197L110 196H114V195H112L111 193H105ZM111 194V195H110ZM186 194V195H185ZM140 195V196H141ZM149 195V194H148ZM147 194H146V196H148ZM152 195H153V197H152ZM166 195V196H165ZM116 196V195H115ZM114 196V198H117V196L115 197ZM145 196V197H146ZM149 197H150V195H149ZM159 197H158V199L157 200H159ZM162 197V198H161ZM165 197V198H164ZM137 199V198H136ZM139 199V198H138ZM163 199H164V203H163ZM166 199V200H165ZM173 199V200H172ZM163 204H162V203ZM176 202V203H175ZM158 203V205H156ZM166 203V204H165ZM171 203V204H170ZM174 205H173V204ZM163 205V208L165 207ZM168 206V207H167ZM173 208V209H172ZM159 209H156V210H158L159 211ZM162 209V208H161ZM160 209V210H161ZM182 209V210H181ZM155 210V211H156ZM157 211V212H158ZM163 212H165V211H163ZM169 214H168V216H169ZM172 214L173 215H175V216H173L172 217ZM173 218V219H172ZM177 220V219H176ZM175 219H174V222H171V223H173V225L174 224H177V221H176ZM123 221H125V219L123 220ZM141 222V221H140ZM141 224V223H140ZM142 227L144 226V224H142L141 225ZM175 226V225H174ZM147 228H149V230L147 229V231L148 232H150L149 234L150 235H152V233L153 232H155L156 231V233H158V231L157 230H155L156 228L155 227H153V226H151L152 228H154V231L152 230V229H150L151 227L149 226H146ZM127 230H129V228L128 229H126V231ZM146 231V228L145 229H143V231ZM152 230V231H151ZM142 231V232H143ZM139 232V236H138V234H136L137 235V237H139L138 238V240L140 241L142 238L143 239H145L146 237L143 235V234H141L142 232H141V227H140V231H137V233ZM156 233H154V234H156ZM126 234H127V232H126ZM145 234H148V233H146L145 232ZM157 235V234H156ZM156 235L154 236H152V238H153V240H158V238H156ZM132 236L133 237H131V238H133V240H135L134 239V235L132 234ZM143 236V237H142ZM160 236V235H159ZM136 238V237H135ZM155 238V239H154ZM142 239V241H144ZM132 240V239H131ZM136 241V240H135ZM139 241H137V244H139L140 242ZM141 241V242H142ZM132 243L134 242V241H131ZM136 243V242H135ZM244 257V255H242V254H240V255H238L237 257Z\"/></svg>",
  "mask_w": 264,
  "mask_h": 264
}]
</instances>
